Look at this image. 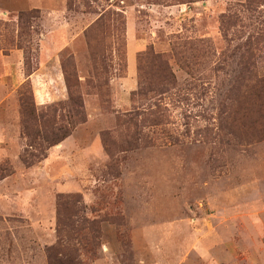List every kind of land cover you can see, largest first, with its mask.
Returning <instances> with one entry per match:
<instances>
[{"label":"rangeland","instance_id":"374dc122","mask_svg":"<svg viewBox=\"0 0 264 264\" xmlns=\"http://www.w3.org/2000/svg\"><path fill=\"white\" fill-rule=\"evenodd\" d=\"M64 67L87 122L27 166ZM263 76L264 0H0V264H264ZM74 194L95 224L60 233Z\"/></svg>","mask_w":264,"mask_h":264},{"label":"trees","instance_id":"16d2710c","mask_svg":"<svg viewBox=\"0 0 264 264\" xmlns=\"http://www.w3.org/2000/svg\"><path fill=\"white\" fill-rule=\"evenodd\" d=\"M25 13L20 14V22L23 23ZM23 25V24H22ZM248 53L254 56V49H248ZM151 55L156 62L166 63V56L162 54H154L151 50ZM65 72V81L69 92V100L71 102V108L67 110L66 115L58 116V110L52 111H41L39 112L34 103V97L22 96V110L24 120L26 123H31L34 128V134L31 136L35 140L41 141L37 145L40 153L32 155L30 158H25V164L31 166L35 162H40L42 157H46V151L52 146L58 145L69 138L74 129L79 124L87 122L86 114L84 113V102L82 96L78 93L75 88L80 86L79 77L63 68ZM107 71V67L100 69V66L94 67L93 78H100ZM256 77V76H255ZM253 79L254 91L248 95V99L253 103L259 112V118L256 121H250V125L260 123L263 124L264 130V76L259 79ZM160 80V77H158ZM157 88L156 90H158ZM155 91V90H152ZM164 90L161 91V94ZM32 95V94H31ZM27 134H31L26 127ZM40 138V139H37ZM35 160V162H34ZM82 204V197L78 194L69 196H60L58 200V219H57V230L58 232L65 231L67 225L77 228H81L86 224L94 226V222H89L88 219L82 215L84 206L79 207ZM58 253L63 256L61 248H55L51 251L50 262L54 264H75V259L70 257L58 258Z\"/></svg>","mask_w":264,"mask_h":264},{"label":"crops","instance_id":"0c3cea01","mask_svg":"<svg viewBox=\"0 0 264 264\" xmlns=\"http://www.w3.org/2000/svg\"><path fill=\"white\" fill-rule=\"evenodd\" d=\"M134 68H135V56H134V52L130 51V53H129V70H130V73H129V77L127 79V83L130 85H132L134 82V78H133L134 77ZM66 144H68V143H66Z\"/></svg>","mask_w":264,"mask_h":264}]
</instances>
